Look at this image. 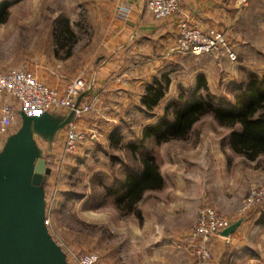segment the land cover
<instances>
[{"label":"rangeland","instance_id":"1","mask_svg":"<svg viewBox=\"0 0 264 264\" xmlns=\"http://www.w3.org/2000/svg\"><path fill=\"white\" fill-rule=\"evenodd\" d=\"M9 1L6 23L0 24V72L28 66L65 78V86L84 73L88 83L75 104L89 107L88 115L79 120L73 111L55 113H74L69 124L85 135L78 151L65 152L69 124L51 145L38 139L51 169L43 184L47 226L70 264L74 256H96L98 264H199L202 241L193 235L208 211L240 224L229 238L223 231L210 237L204 245L207 264H264V155L250 161L234 153L232 131L211 116L184 140L156 145L152 139L140 150L139 156L156 158L164 186L145 192L134 213L119 210L104 191L141 171L127 146L164 117L181 89L193 93L204 77L217 104L230 106L251 75L264 76V0L242 1L239 18L230 24L224 19L218 27L227 34L235 61L226 54L176 55L130 89L126 106L120 104L124 95L122 100L116 95L113 106L92 95L100 92L92 68L103 55L111 24L119 20L117 0H4ZM160 80L165 96L148 109L142 99Z\"/></svg>","mask_w":264,"mask_h":264},{"label":"built area","instance_id":"2","mask_svg":"<svg viewBox=\"0 0 264 264\" xmlns=\"http://www.w3.org/2000/svg\"><path fill=\"white\" fill-rule=\"evenodd\" d=\"M135 9L134 4L122 3L119 6V20L127 22ZM145 11L156 21H165L181 13V0H147ZM227 34L218 27H204L189 18L178 21L175 45L171 50L172 55H202L226 54L232 60L236 55L229 50ZM87 82L84 73L73 82L66 83L64 89L52 88L38 80L27 68L19 67L0 72V151L3 150L8 138L18 131L21 126L20 113L29 117L44 114L67 113L73 111L77 118L83 119L90 113L89 107L75 109L78 95L86 88ZM65 90V91H63ZM19 108V110H18ZM64 148L66 154H74L79 145L85 141V135L73 123ZM86 134V133H85ZM194 232L195 239H201L197 247L196 256L199 264H207L208 253L205 244L210 237L219 234L231 226L215 213L208 211L201 216ZM75 264H98L96 256H74ZM70 263V261H68Z\"/></svg>","mask_w":264,"mask_h":264},{"label":"trees","instance_id":"3","mask_svg":"<svg viewBox=\"0 0 264 264\" xmlns=\"http://www.w3.org/2000/svg\"><path fill=\"white\" fill-rule=\"evenodd\" d=\"M10 6L7 2L0 5V24L6 23ZM158 82L160 87L150 89L151 93L142 99L143 105L151 110L165 96L163 83L161 80ZM240 91L235 103L225 106L217 104L204 77L198 79L193 93L181 89L176 101L167 106L164 117L143 131L141 141L127 146L131 158L141 164V171L126 174L124 181L115 188L106 186V196L113 198L119 210L134 213L145 192L159 191L164 186L156 158L144 153L139 156L140 150H144L152 139L156 145L186 139L195 124L205 116L213 117L221 127L232 131L230 144L234 153L250 161L263 156L264 76L251 75Z\"/></svg>","mask_w":264,"mask_h":264},{"label":"water","instance_id":"4","mask_svg":"<svg viewBox=\"0 0 264 264\" xmlns=\"http://www.w3.org/2000/svg\"><path fill=\"white\" fill-rule=\"evenodd\" d=\"M20 117V128L0 151V264H70L47 226L43 184L51 169L38 141L51 145L74 113ZM239 224L221 236L229 238Z\"/></svg>","mask_w":264,"mask_h":264},{"label":"crops","instance_id":"5","mask_svg":"<svg viewBox=\"0 0 264 264\" xmlns=\"http://www.w3.org/2000/svg\"><path fill=\"white\" fill-rule=\"evenodd\" d=\"M146 1L117 0V5L128 2L134 4L135 9L131 19L126 23L114 20L104 39L103 55L98 57L103 61H96L95 68L92 66L93 79L95 78L97 82L96 92L98 89L100 91L92 94L97 103L107 106L112 102L110 104L113 106L118 103L115 101V96L120 95L121 100L124 96L126 97L121 101L122 103L120 102L122 106H126L128 98L131 97L130 89H136L137 86L145 84V74L146 76L153 74L160 71L162 65L173 62L177 56L172 55L171 50L175 45L177 25L180 19L189 18L204 27H220L224 19L227 20V24H230L239 18L241 3L244 0H181V13L165 21H156L146 13ZM3 2L4 0H0V5ZM139 62L144 70H141ZM25 68L52 88L63 89L65 86V78L55 76L56 78L53 79L46 72H39L38 69L34 71L28 66ZM152 68H156L155 71ZM136 76L138 79L132 82V78ZM104 92L109 95L102 97Z\"/></svg>","mask_w":264,"mask_h":264}]
</instances>
